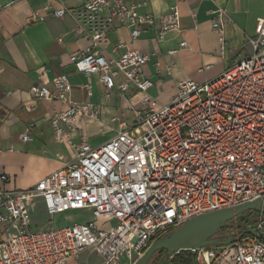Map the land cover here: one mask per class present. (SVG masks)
<instances>
[{
    "label": "built area",
    "instance_id": "2783aa9c",
    "mask_svg": "<svg viewBox=\"0 0 264 264\" xmlns=\"http://www.w3.org/2000/svg\"><path fill=\"white\" fill-rule=\"evenodd\" d=\"M136 6L126 0H85L78 11L64 6L52 11L55 18L71 15L90 40L85 51L69 58L76 72L98 74L106 100L116 84L121 93L133 85L143 98L131 125L112 118L118 122L116 135L92 147L84 138L76 141L77 122L98 121L100 105L71 99L66 74L52 80V89L30 88L36 98L64 104L50 124L72 160L28 188H0V264H69L86 252L102 264H136L155 241L185 222L264 197V17L247 39V56L211 80L180 82L170 103L161 105L147 94L151 82L143 68L149 55L123 42L108 56L98 51L117 27L128 29L132 39L154 26L159 38L179 30L175 5L159 18L137 13ZM225 23L218 10L211 27L221 48ZM83 89L89 98L90 84ZM21 140L31 137L22 134ZM36 202L51 220L69 211H90L92 218L113 224L100 229L87 221L33 230ZM255 225L258 237L195 250V264H264V218Z\"/></svg>",
    "mask_w": 264,
    "mask_h": 264
},
{
    "label": "crops",
    "instance_id": "0c3cea01",
    "mask_svg": "<svg viewBox=\"0 0 264 264\" xmlns=\"http://www.w3.org/2000/svg\"><path fill=\"white\" fill-rule=\"evenodd\" d=\"M85 0H0V188L13 190L33 186L42 178L64 168L72 160V151L56 142L50 120L54 112L65 109L61 102L36 98L29 90L33 85L52 89V80L66 74L72 87L70 98L102 107L99 120L80 118L76 141L84 138L92 147L114 137L118 122L131 125L134 109L140 107L143 93L133 85L125 93L117 84L110 89L108 100L98 74L85 76L75 71L70 56L85 51L90 40L75 19L65 14L55 18L52 11L60 7L78 11ZM136 3L141 15L159 18L175 5L180 14L179 30L164 38L157 27L144 29L132 39L129 30L117 27L107 33L106 43L98 48L108 56L112 48L123 42L126 47L150 56L143 68L151 82L147 94L159 104H169L182 81L202 83L219 76L225 69L250 53L247 39L255 34V26L264 17V0H126ZM225 14L224 45L211 27L215 13ZM61 39V42L58 40ZM185 42V47L180 43ZM125 48L119 49L121 54ZM122 77L116 80L120 83ZM91 86V96L83 86ZM105 127V133L100 128ZM27 134L31 141L24 142ZM1 176H6L1 180ZM42 210L39 202L35 210ZM35 212V211H33ZM32 212V213H33ZM44 212V211H43ZM69 264H102L95 254ZM99 258L92 263L91 257ZM121 264H126L123 260Z\"/></svg>",
    "mask_w": 264,
    "mask_h": 264
},
{
    "label": "water",
    "instance_id": "95a60500",
    "mask_svg": "<svg viewBox=\"0 0 264 264\" xmlns=\"http://www.w3.org/2000/svg\"><path fill=\"white\" fill-rule=\"evenodd\" d=\"M249 211L264 213V197L235 208L223 209L195 217L185 222L179 228L155 241L136 264H147L153 253L158 250L176 254L183 250L194 252L206 247L230 245L236 242L238 238L221 240L215 238V236L221 228L227 226L228 222ZM255 227V224L252 225L249 228V233L253 237H258L254 231Z\"/></svg>",
    "mask_w": 264,
    "mask_h": 264
},
{
    "label": "rangeland",
    "instance_id": "374dc122",
    "mask_svg": "<svg viewBox=\"0 0 264 264\" xmlns=\"http://www.w3.org/2000/svg\"><path fill=\"white\" fill-rule=\"evenodd\" d=\"M35 212L32 213V229L33 230H41L46 229L48 226L53 227H61L70 225L72 223H84L87 221H94V223L100 228V229H108L110 226H112L113 222L108 221L105 222L104 219H94L91 216L90 211H69L66 213H63L61 215L56 216L54 219L48 218L44 212L40 209L34 210ZM234 222L236 220L234 219ZM236 235V231H228L223 234H220L217 238L229 240L234 238ZM87 254H82L80 257V260L86 259ZM99 258L96 256L91 257L92 263H98ZM123 261V260H122ZM158 264H170L169 259L167 257H162Z\"/></svg>",
    "mask_w": 264,
    "mask_h": 264
},
{
    "label": "trees",
    "instance_id": "16d2710c",
    "mask_svg": "<svg viewBox=\"0 0 264 264\" xmlns=\"http://www.w3.org/2000/svg\"><path fill=\"white\" fill-rule=\"evenodd\" d=\"M259 217L264 218V213L251 211L245 212L235 218L236 222L232 220L228 222L226 227L221 228L215 238L228 231H236V235L232 239L238 238V240H241L245 237H248L250 235L249 228L257 222ZM162 257H167L170 264H195V254L189 250H183L176 254H169L165 250H158L153 253L147 264H158Z\"/></svg>",
    "mask_w": 264,
    "mask_h": 264
}]
</instances>
